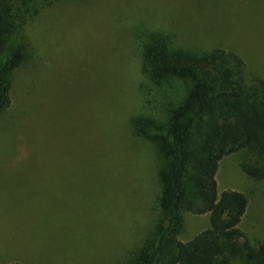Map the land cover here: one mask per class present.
I'll list each match as a JSON object with an SVG mask.
<instances>
[{
	"label": "rangeland",
	"instance_id": "374dc122",
	"mask_svg": "<svg viewBox=\"0 0 264 264\" xmlns=\"http://www.w3.org/2000/svg\"><path fill=\"white\" fill-rule=\"evenodd\" d=\"M103 1L44 12L9 42L36 47L0 111V264H129L157 228L170 159L137 122L165 131L189 82L154 75L129 25L84 22ZM160 24L176 45L233 50L264 78V0H173ZM243 156L223 157L216 179L247 195L240 228L262 242L264 180L242 171ZM181 215L183 242L209 227L208 214Z\"/></svg>",
	"mask_w": 264,
	"mask_h": 264
},
{
	"label": "trees",
	"instance_id": "16d2710c",
	"mask_svg": "<svg viewBox=\"0 0 264 264\" xmlns=\"http://www.w3.org/2000/svg\"><path fill=\"white\" fill-rule=\"evenodd\" d=\"M172 1L109 0L110 8L96 22H87L94 27L112 17L119 29L129 25L125 28L139 35L154 75L189 82L187 97L168 109L165 131L154 129L148 119L137 122L141 134L161 144L170 163L163 174L161 216L153 238L129 264H264V241H253L240 228L247 195L236 189L220 192L216 179L220 160L243 152L242 171L264 180V78L250 72L233 50L176 45L172 34L158 25ZM89 3L97 10L106 6L103 0ZM72 5L74 0H0V111L11 105L8 76L36 47L29 35L8 52L9 42L24 25L35 26L33 21L44 12ZM184 210L208 214L210 222L188 242L178 238Z\"/></svg>",
	"mask_w": 264,
	"mask_h": 264
},
{
	"label": "crops",
	"instance_id": "0c3cea01",
	"mask_svg": "<svg viewBox=\"0 0 264 264\" xmlns=\"http://www.w3.org/2000/svg\"><path fill=\"white\" fill-rule=\"evenodd\" d=\"M88 21H93V22H96V19L94 18H91V17H84V22H88ZM82 47H84V45L82 44ZM97 63H100V57H95Z\"/></svg>",
	"mask_w": 264,
	"mask_h": 264
}]
</instances>
